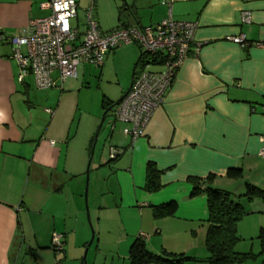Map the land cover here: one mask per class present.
Wrapping results in <instances>:
<instances>
[{
    "label": "crops",
    "instance_id": "crops-1",
    "mask_svg": "<svg viewBox=\"0 0 264 264\" xmlns=\"http://www.w3.org/2000/svg\"><path fill=\"white\" fill-rule=\"evenodd\" d=\"M98 2L77 0L72 24H78L80 31L84 23L80 27L79 9L86 11L93 5L99 23ZM128 2L130 12L118 16L117 26L103 30L99 24L103 33L124 26L153 25L170 16L197 24L194 42L200 44V50L180 65L144 136L132 141L124 133L130 125L115 117L109 126L110 147L122 153L100 162L96 170L106 178L111 175L117 190L112 213L122 229L110 241L117 246L113 260L125 264L137 237L154 253L165 250L195 257L204 246L207 207L205 195H191L194 186L189 178L213 174L212 187L233 195L235 190L243 193L246 182L262 185L247 178V172L264 181V167L259 165H264L259 154L264 146V46L256 44L264 43V0ZM40 5L41 0H0V31L14 35L30 21L47 16L49 11ZM243 12L250 13V23H243ZM238 35H244L248 44L231 39ZM123 46L109 52L106 60L116 57ZM152 66L161 69L158 64L149 68ZM138 71L135 68L134 75ZM18 73L10 44L0 40V264H27V259L20 261L23 254L28 255L29 264H58L53 252V262L44 260V254H51L54 233L63 234L64 249L57 254H62L60 259L75 255L89 240L81 177L86 173L94 135L90 140L88 135L78 137L80 120L71 134L79 107L72 96L78 95L77 88L65 91L63 83L38 89L31 75L20 82ZM41 97L45 100L40 103ZM101 109L104 111L102 104ZM148 163L161 171L160 188L154 192L145 188ZM238 167L243 169L242 178L226 177L229 168ZM71 180L77 183L69 187ZM99 191L96 189L93 208L102 226L108 206ZM172 201L178 205L174 215L154 216V206ZM131 213L134 220V214L138 218L132 230L125 226Z\"/></svg>",
    "mask_w": 264,
    "mask_h": 264
},
{
    "label": "built area",
    "instance_id": "built-area-1",
    "mask_svg": "<svg viewBox=\"0 0 264 264\" xmlns=\"http://www.w3.org/2000/svg\"><path fill=\"white\" fill-rule=\"evenodd\" d=\"M40 6L49 14L30 21L25 30L14 35L0 31V40L10 44L11 58L18 65V80L22 82L31 75L38 89L55 88L67 79L76 78L81 63L102 66L109 52L134 44L145 56L141 55V68L128 92L113 108V115L117 121L130 125L124 133L132 141L144 136L154 111L164 103L180 65L191 53L200 50V44L194 42L197 24L169 16L153 25L124 26L103 33L94 6L90 5L85 11L84 29L80 31L78 24L71 22L77 15V0H41ZM241 17L243 23L251 22L249 12H243ZM231 39L248 44L244 35ZM256 44L264 46L261 42ZM155 64L161 69L149 68ZM47 111L53 113L51 109ZM261 140L264 141V134ZM120 152L109 147L108 155L115 158ZM259 154L264 157V146ZM50 249L56 254L63 251V234L52 235Z\"/></svg>",
    "mask_w": 264,
    "mask_h": 264
},
{
    "label": "rangeland",
    "instance_id": "rangeland-1",
    "mask_svg": "<svg viewBox=\"0 0 264 264\" xmlns=\"http://www.w3.org/2000/svg\"><path fill=\"white\" fill-rule=\"evenodd\" d=\"M126 3L129 5L128 0H99L98 5L100 6L102 13L99 16V24L101 28H103V30H108L109 27L112 28L117 26L119 24L118 16H122L130 12L126 9ZM109 9H111V12ZM84 19L85 11L79 9L78 20L81 25L80 27H83L82 23H84ZM71 22L75 24L76 21L75 19H72ZM138 56L139 49L137 48V46H135L134 44L125 45L121 48L120 51L117 50L116 57L113 58V55L109 56L108 60H106L105 57L104 60H106V62L102 67H96L92 64L87 63L80 64L78 66L77 79L72 80L71 82H69V80L64 82L65 91L76 88V91H78V95H72L74 100L78 101L79 107L73 125L71 127V134L78 127L80 120V130L78 132V137L80 135H88V140H90L91 137L95 135V132L104 113V111H102L101 109V101L103 96L113 102H116L127 92L132 80L133 67ZM140 68L141 63H138L136 66V70H139ZM150 69L155 68L152 66ZM58 95L59 93L57 94L56 99H58ZM44 100L45 98L41 97L40 103ZM43 107L44 105L40 104V109H43ZM112 121L115 122V119L111 110L107 113V117L105 118L98 138L94 144L93 154L91 156L88 184V209L92 226H90L87 220L84 200L86 173L81 177L82 199L85 209V221L89 231V240L92 236V230L94 232V240L86 253L85 264H123L124 262L123 260H113V256L115 254L113 255L112 252L116 250L117 246H113L110 243V241L112 242L115 237H118V228H121V226H118L115 223V217L112 213L113 197L117 190L115 188L114 181L111 178V175L109 178H106L102 174V171L99 172L96 170V166H98L100 162L103 163L110 158L108 155V151L111 145L107 136H109V126ZM77 139L81 140V137ZM89 158L85 163V171L87 170ZM259 165L260 167H264V165H262L261 163H259ZM246 174L248 175L247 178L254 179L257 182H260L259 184H262L261 186H264V181H261L254 172H247ZM98 179L99 181L97 182ZM68 183L69 187H71L75 186L77 182L75 180H71L68 181ZM96 189H99V192H102L104 194L102 195L103 202L108 206V210H106L107 214L103 217L102 226L98 224V217L95 215V210L93 208V206L95 207L94 202L96 200ZM232 192H234V195L236 196H234L235 200L241 202L245 210L248 212V214L245 215L238 223L237 235L239 237V240L236 242L234 250L235 252L240 254H250V256L242 261H239L236 264H264V254H261V240L259 238L260 231L264 229V202H261V200L259 199L247 201V199L245 198L237 197L239 194H241L239 192L242 191L235 190ZM134 215L135 220L133 219V215L132 217H128L129 221L125 220V226L130 228V230H132V228L135 227L138 222L137 215ZM99 226L102 227L101 233L98 228ZM119 233L121 235L122 231H120ZM99 239L101 240L100 243ZM85 247L83 249L77 250V253L75 255H71L66 259H64L63 257L60 259L62 254H56L55 256H57L58 260L55 259V263L82 264ZM52 252L53 251H51L50 255L47 253L44 254V260H46L47 262L51 260V262H53L52 260L54 258V252ZM208 257L209 253L207 252L204 244L201 253H199L198 255L196 254V256L194 257L196 258V260H188L183 264H210L207 260ZM22 259H27V264L30 263L27 254H23L20 257V261ZM125 264H129V262L127 261L125 262Z\"/></svg>",
    "mask_w": 264,
    "mask_h": 264
},
{
    "label": "trees",
    "instance_id": "trees-1",
    "mask_svg": "<svg viewBox=\"0 0 264 264\" xmlns=\"http://www.w3.org/2000/svg\"><path fill=\"white\" fill-rule=\"evenodd\" d=\"M140 53L142 57L145 56L141 51ZM142 57L138 61L141 65ZM137 64L134 65L135 68ZM101 104L104 111H106L115 102L103 97ZM93 142L94 137L91 141L90 150L93 147ZM121 153L122 150L115 158H110V160L116 159ZM160 174L161 171L155 164H147L146 190L150 192L159 190ZM226 177L240 179L243 177V169L241 167L229 168L226 172ZM214 178L213 174H209L205 178H189L194 186L191 195H205L206 197L207 230L204 244L209 253L207 260L210 264H236L250 256V254H240L234 250L235 244L239 240L237 235L238 223L248 212L241 202L235 200V195L228 191L213 188L212 183ZM237 197L245 198L247 201L259 199L261 202H264V189L246 182L244 184V192ZM177 207L178 205L174 201L154 206V216L157 218L172 216L176 213ZM259 238L261 240V254H264V229L260 231ZM188 260H196V258L183 254H173L165 250H162L159 254L154 253L148 250L145 241L141 237L134 239L128 251L129 264H183Z\"/></svg>",
    "mask_w": 264,
    "mask_h": 264
},
{
    "label": "water",
    "instance_id": "water-1",
    "mask_svg": "<svg viewBox=\"0 0 264 264\" xmlns=\"http://www.w3.org/2000/svg\"><path fill=\"white\" fill-rule=\"evenodd\" d=\"M126 4H127V3H126ZM126 6H127L126 9L128 10V4H127ZM140 58H141V53H139L138 59H137V61H136L135 64L138 63V61H139ZM134 70H135V66H134ZM134 70H133V73H132V80H131V82H130V86H129V88L131 87L132 82H133ZM127 92H128V90H127ZM127 92H126V93H127ZM126 93H125V94H126ZM125 94H124V95H125ZM124 95H123L118 101H116L115 104H114L112 107H110L108 110L104 111V113H103V115H102V118H101V121H100V123H99V126H98V128H97V130H96V132H95V135H94V144H95V142H96V140H97V138H98L99 132H100L102 126H103V123H104V121H105L106 114H107L110 110H112V109H113V108H114V107H115V106H116V105H117V104L123 99ZM93 148H94V145H93ZM93 148H92V151H91V156H92V154H93ZM91 156H90V158H89L88 165H87V170H86V182H85V191H84V200H85V208H86L87 220H88V223L90 224V226H92V224H91V218H90V213H89V209H88V184H89V168H90ZM93 240H94V232H93V230H92V236H91L89 242L87 243V245H86V247H85L84 256H83V259H82V264H85L86 253H87V251H88L90 245L92 244Z\"/></svg>",
    "mask_w": 264,
    "mask_h": 264
}]
</instances>
